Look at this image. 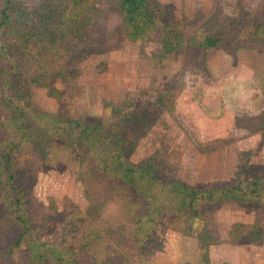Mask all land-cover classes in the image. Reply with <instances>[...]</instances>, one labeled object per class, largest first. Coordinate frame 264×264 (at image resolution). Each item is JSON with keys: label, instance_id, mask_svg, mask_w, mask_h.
<instances>
[{"label": "rangeland", "instance_id": "1", "mask_svg": "<svg viewBox=\"0 0 264 264\" xmlns=\"http://www.w3.org/2000/svg\"><path fill=\"white\" fill-rule=\"evenodd\" d=\"M39 1L14 0L13 5L31 8ZM150 1L183 36L182 45L159 56V45L151 39L125 40L112 0H100L101 11L93 20L96 51L79 63L63 60L73 76L56 81L58 97L48 95L45 87L31 86L33 105L108 125L126 104L131 113L124 118L125 157L154 166L161 181L177 180L201 190L264 174V128L257 131L252 125L261 115L225 121L222 83L206 74L203 51L187 43L193 35H217L227 39L228 48L245 44L253 25L263 37L264 0H212L210 6L204 0ZM231 11L235 17L228 20L224 14ZM2 65L0 61V69ZM6 117L0 107V121ZM209 117L215 123L209 125ZM14 171L33 237L55 244L57 252H75L72 258L80 264H264V209L259 205L214 202L195 215L186 211L163 217L150 238L138 245L130 229L146 212V202L129 186L99 172L84 145L48 142L42 153L23 151ZM234 223H257L260 242L233 241L229 230ZM6 227L0 217V248L15 238L12 227ZM0 260L35 264L25 239Z\"/></svg>", "mask_w": 264, "mask_h": 264}, {"label": "trees", "instance_id": "2", "mask_svg": "<svg viewBox=\"0 0 264 264\" xmlns=\"http://www.w3.org/2000/svg\"><path fill=\"white\" fill-rule=\"evenodd\" d=\"M2 2L0 107L7 117L0 121V217L7 229L12 227L15 238L0 248V257L10 255L25 239L28 256L35 264H48V260L50 264H80L72 258L75 252L62 248L57 252L55 244L40 243L33 237L23 190L15 182L17 155L27 150L42 153V146L48 142L84 145L99 172L129 186L146 202V212L130 229L138 245L150 238L161 218L186 211L195 215L207 203L235 201L264 209V174L240 176L233 184L200 190L177 180L161 181L154 166L128 160L124 153V118L131 111L126 104L123 114L111 117L108 125L95 119L63 117L33 105L31 86L45 87L48 95L58 97L56 81H69L73 76L63 60L79 63L96 51L93 20L101 11L100 0H40L31 8L14 6V0ZM112 3L121 18L120 33L125 40L136 43L151 39L159 45V56L185 42L150 0ZM221 41L219 37L193 35L187 43L196 44L204 52ZM260 115L261 119L252 123L257 131L264 128V113ZM229 236L233 241L259 243L262 231L257 223H234Z\"/></svg>", "mask_w": 264, "mask_h": 264}, {"label": "crops", "instance_id": "3", "mask_svg": "<svg viewBox=\"0 0 264 264\" xmlns=\"http://www.w3.org/2000/svg\"><path fill=\"white\" fill-rule=\"evenodd\" d=\"M228 1L231 3L232 0ZM238 1L240 0L235 3ZM204 3L211 4L212 0H204ZM224 16L231 20L235 13L231 11ZM228 23L230 24L229 21ZM252 29L245 37V44L231 45L228 48L224 43L227 39H222L219 45L203 52L206 74L222 83L219 90L225 121L229 123H234L237 115L264 113V36L256 34L255 25ZM208 119L209 125L214 122L211 117ZM220 121L217 123L220 124ZM207 127L206 130H212L211 126ZM223 128L226 130L228 126Z\"/></svg>", "mask_w": 264, "mask_h": 264}]
</instances>
